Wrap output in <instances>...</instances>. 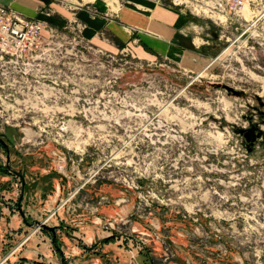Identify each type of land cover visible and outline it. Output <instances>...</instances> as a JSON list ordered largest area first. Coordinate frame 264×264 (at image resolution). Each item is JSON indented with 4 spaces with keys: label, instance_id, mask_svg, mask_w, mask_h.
Segmentation results:
<instances>
[{
    "label": "rangeland",
    "instance_id": "obj_1",
    "mask_svg": "<svg viewBox=\"0 0 264 264\" xmlns=\"http://www.w3.org/2000/svg\"><path fill=\"white\" fill-rule=\"evenodd\" d=\"M150 1L169 54L122 22L123 0H65L32 51L0 61L15 171L0 202L18 212L22 176L28 219L58 225V244L77 236L91 264H264V0L232 23L210 2ZM6 154L0 143L11 174ZM28 238L55 254L51 232L26 225L3 237V254Z\"/></svg>",
    "mask_w": 264,
    "mask_h": 264
},
{
    "label": "crops",
    "instance_id": "obj_2",
    "mask_svg": "<svg viewBox=\"0 0 264 264\" xmlns=\"http://www.w3.org/2000/svg\"><path fill=\"white\" fill-rule=\"evenodd\" d=\"M108 1L114 2V0H84V2H93L97 4V6H99L100 8H103L104 6L105 10H107V3L109 4ZM115 1H119V0H115ZM129 2L133 3V7L129 4ZM123 3L124 5L121 12L122 19L121 18L120 19L124 24H129V23L141 24L146 29H150L151 31L156 33L158 35L157 38L158 42L161 44H164V42L170 38L169 35L170 33H168V28L170 27L167 26V23H165V21H162L161 19L163 9H161L158 6H154L155 5L154 2L150 0H123ZM138 4L144 7L146 6L148 8L149 7L154 8L153 13L155 14L156 18L153 17V15L151 14L149 15L150 18L148 17L147 19L146 15L141 14V10H138L136 9V7H134ZM0 5L11 8L20 16L26 18L39 19L43 21H50L54 19L53 14L55 13L59 15H64L66 14L67 11L65 0H0ZM132 12L134 14H132ZM172 32H175V30H172ZM120 37H118V39H120ZM162 37L165 38L162 39ZM168 49L169 46L167 44L166 45L164 44V49L161 48L160 51H162V53L169 54ZM13 176L14 175L12 174H6V173L4 174L0 171V182L1 181L5 182L3 184V187L1 188L2 191L0 192V194L11 193L10 191L12 185L11 180H13ZM21 194H22L21 197L22 202L26 200V197H28L31 194L29 188H27L25 184L23 188L21 185ZM21 200H20V204H22ZM21 208H23V211H25L27 218H29L28 215L30 214V212L28 211V209L24 208V206H21ZM22 226H25V224L22 222L18 212L14 211L13 203L11 201H6L4 202V204L0 202V264H18L21 258H26L28 260H37L44 263L51 262L52 264H62L61 257H64L66 264H89V263L91 264L92 260L89 258V255H87L88 252L92 253L91 250L88 249L89 247L88 248L84 247L85 249L84 248L79 249V247H77L78 243L76 241L78 237L75 235L72 236L71 235L72 233L68 235L66 234L64 239L66 240L68 239L67 241L64 240L63 243L61 242V244H58L60 250H58L54 246V244L51 243L53 245L52 247L55 249L54 251L55 254L51 252V249L49 250L48 246L45 243L37 244V240L29 239L30 238L29 237L28 238L29 240L27 241L26 244V248H23L22 251H20L18 254L13 255V252H10L4 255L2 250V244H3L2 241L4 240L3 237L10 236L11 238L13 235H16L18 233L19 227ZM53 226H55V228L57 229V230L55 229L57 233L60 232L61 228L58 227V225H53ZM85 250H89V251H85ZM47 256H50V258L46 259L45 257Z\"/></svg>",
    "mask_w": 264,
    "mask_h": 264
},
{
    "label": "built area",
    "instance_id": "obj_3",
    "mask_svg": "<svg viewBox=\"0 0 264 264\" xmlns=\"http://www.w3.org/2000/svg\"><path fill=\"white\" fill-rule=\"evenodd\" d=\"M195 4L210 2L209 12L222 15L229 23L240 18L246 3L253 0H193ZM43 23L39 19L20 16L7 6L0 5V61L17 63L36 47L42 32ZM45 220V219H44ZM43 220V221H44ZM48 218L46 219V221Z\"/></svg>",
    "mask_w": 264,
    "mask_h": 264
},
{
    "label": "water",
    "instance_id": "obj_4",
    "mask_svg": "<svg viewBox=\"0 0 264 264\" xmlns=\"http://www.w3.org/2000/svg\"><path fill=\"white\" fill-rule=\"evenodd\" d=\"M0 143L1 145L4 147L5 151L7 152L6 154V162H5V166L7 169H9L10 171L12 172H15L14 169L10 166L9 164V161H10V158H9V155H8V148L6 146V143L4 142V140L2 139L1 135H0ZM21 177V185H22V188L24 186V180H23V177ZM21 195L19 196V199L17 200L16 202V208H17V211L21 217V220L22 222L30 227V228H33V229H36V228H44V229H47L48 231L51 232V241L52 243L54 244V246L60 250L59 246L55 244V226H49L47 224H45L44 221H41V220H37V219H32V220H29L25 214V212L22 210L21 206H20V200H21ZM61 263L62 264H65V259L64 257H61Z\"/></svg>",
    "mask_w": 264,
    "mask_h": 264
},
{
    "label": "trees",
    "instance_id": "obj_5",
    "mask_svg": "<svg viewBox=\"0 0 264 264\" xmlns=\"http://www.w3.org/2000/svg\"><path fill=\"white\" fill-rule=\"evenodd\" d=\"M120 47H122V44H120L119 45ZM2 170H4V172H7V173H15V172H12V171H10L9 169H7L6 168V166H4L3 168H2ZM25 212V211H24ZM26 214V213H25ZM42 230H44V231H48L47 229H44V228H41ZM104 240H106V239H104ZM108 240H110V238L109 239H107V241ZM55 244L56 245H58V243H57V241H56V239H55ZM85 248H87V247H85ZM25 259L24 258H22V260H21V262H23ZM27 264H30V263H27ZM31 264H47V263H44V262H39V261H34L33 263H31ZM65 264H66V262H65Z\"/></svg>",
    "mask_w": 264,
    "mask_h": 264
}]
</instances>
